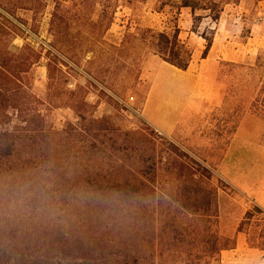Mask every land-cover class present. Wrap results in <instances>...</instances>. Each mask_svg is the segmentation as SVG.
<instances>
[{
	"label": "rangeland",
	"instance_id": "rangeland-1",
	"mask_svg": "<svg viewBox=\"0 0 264 264\" xmlns=\"http://www.w3.org/2000/svg\"><path fill=\"white\" fill-rule=\"evenodd\" d=\"M175 13L174 7L161 9L156 0H0V53L4 49L25 56L24 48L35 53L29 92L50 126L104 120V128L139 132L158 150L165 141L180 149L211 174L205 189L216 217L209 219L208 231L204 222H196L198 233L224 238L229 249L236 231H243L250 247L262 249L264 212L256 204L264 200V120L249 104L264 84V1L230 2L220 25L203 18L194 30L193 20L187 28L179 26V38L191 52L205 45L199 34L212 39L208 66L214 88L210 98L188 110L173 135L165 136L141 114L156 64L149 38L142 34H171ZM258 54L261 58L255 60ZM219 61L252 69L230 70ZM177 182L160 172L153 187L154 212L150 209L155 218L167 204L170 210L177 207L172 198L180 189ZM157 228L156 221L153 230ZM150 246L158 252L168 245L155 240ZM160 260L152 261L179 264ZM209 264H219V259Z\"/></svg>",
	"mask_w": 264,
	"mask_h": 264
},
{
	"label": "trees",
	"instance_id": "trees-1",
	"mask_svg": "<svg viewBox=\"0 0 264 264\" xmlns=\"http://www.w3.org/2000/svg\"><path fill=\"white\" fill-rule=\"evenodd\" d=\"M132 1L143 0H122ZM156 1L161 9L175 8L172 33L146 30L143 39L149 38L159 59L185 70L191 50L179 38L180 8L194 14V30L203 18L216 23L225 6L239 0ZM198 36L205 41V56L212 39ZM24 50L25 56L4 49L0 53V264H155L156 257L179 264L217 262L226 240L199 234L195 225L204 222L208 231L209 219L216 217L205 189L210 172L167 141L158 150L139 132L104 128V120L50 126L29 92L37 56ZM260 58L258 54L255 60ZM256 94L249 105L264 120V84ZM160 172L178 181L180 189L172 197L177 207L170 210L167 204L157 219L150 209L154 212L153 187ZM156 221L159 228L153 230ZM155 240L168 246L157 252L150 246Z\"/></svg>",
	"mask_w": 264,
	"mask_h": 264
},
{
	"label": "crops",
	"instance_id": "crops-1",
	"mask_svg": "<svg viewBox=\"0 0 264 264\" xmlns=\"http://www.w3.org/2000/svg\"><path fill=\"white\" fill-rule=\"evenodd\" d=\"M193 16L189 8H180L178 29L179 26L187 28L192 25ZM217 23L220 25L221 15ZM203 50L204 46L198 52H191L190 62L185 70H180L153 54L155 70L146 91L141 114L158 133L173 135L188 110L212 96L214 79L209 72V51L203 56ZM231 184L239 187L234 182ZM256 205L264 212V200ZM246 237V232L236 231L234 246L220 252L219 264H264V247L259 250L250 247Z\"/></svg>",
	"mask_w": 264,
	"mask_h": 264
}]
</instances>
